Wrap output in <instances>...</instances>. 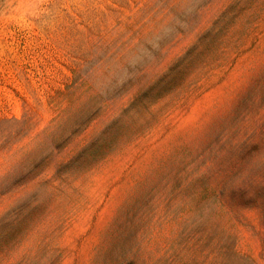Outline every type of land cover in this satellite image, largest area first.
Here are the masks:
<instances>
[{"label":"rangeland","instance_id":"1","mask_svg":"<svg viewBox=\"0 0 264 264\" xmlns=\"http://www.w3.org/2000/svg\"><path fill=\"white\" fill-rule=\"evenodd\" d=\"M0 264H264V0H0Z\"/></svg>","mask_w":264,"mask_h":264}]
</instances>
